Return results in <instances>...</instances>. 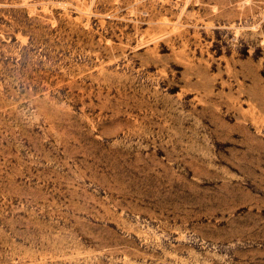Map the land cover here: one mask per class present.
<instances>
[{"label":"rangeland","instance_id":"1","mask_svg":"<svg viewBox=\"0 0 264 264\" xmlns=\"http://www.w3.org/2000/svg\"><path fill=\"white\" fill-rule=\"evenodd\" d=\"M0 264H264V0H0Z\"/></svg>","mask_w":264,"mask_h":264}]
</instances>
